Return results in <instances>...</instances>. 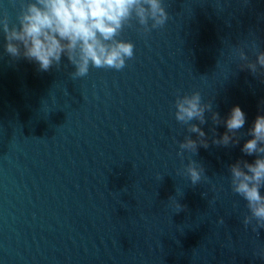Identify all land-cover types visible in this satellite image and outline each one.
I'll return each instance as SVG.
<instances>
[{
    "label": "water",
    "instance_id": "obj_1",
    "mask_svg": "<svg viewBox=\"0 0 264 264\" xmlns=\"http://www.w3.org/2000/svg\"><path fill=\"white\" fill-rule=\"evenodd\" d=\"M19 2L0 0L11 23ZM164 4L163 26L145 32L133 17L119 34L135 46L122 69L83 77L66 56L46 71L10 57L0 32V264H264V228L243 224L230 186L264 112V70L234 54L253 38L264 49V0ZM193 91L221 118L241 106L239 143L213 144L226 128L206 110L208 147L178 154L196 134L175 99ZM190 155L204 168L196 184Z\"/></svg>",
    "mask_w": 264,
    "mask_h": 264
},
{
    "label": "clouds",
    "instance_id": "obj_2",
    "mask_svg": "<svg viewBox=\"0 0 264 264\" xmlns=\"http://www.w3.org/2000/svg\"><path fill=\"white\" fill-rule=\"evenodd\" d=\"M133 17L148 32L163 26L169 16L164 0H20L15 23L9 21L6 11L0 13V32L5 41L4 51L10 57L22 56L46 71L54 64L59 65L62 56H66L75 66L72 76L83 77L93 67L120 70L133 57V41L118 38ZM235 48L240 68H247L252 74L264 70V49L255 38ZM246 49L254 51V60L249 59ZM212 109L210 102L202 101L200 91L177 95L175 119L188 125L189 133L196 134V138L188 135L179 142L178 154H193L198 145L208 147L206 133L200 126L205 123L206 110L211 111L214 123L223 122L226 128L219 137L213 136L212 143L224 146L239 143L236 134L246 122L241 106L233 105L223 118ZM193 120L199 124L190 123ZM248 136L241 151L254 159H237L230 165V186L249 210L243 224L256 231L258 227L264 228V112L256 116ZM185 171L193 184L204 176L203 166L191 155Z\"/></svg>",
    "mask_w": 264,
    "mask_h": 264
}]
</instances>
